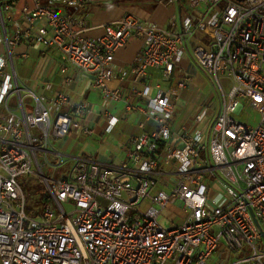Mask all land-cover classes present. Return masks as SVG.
I'll list each match as a JSON object with an SVG mask.
<instances>
[{
	"label": "built area",
	"instance_id": "obj_1",
	"mask_svg": "<svg viewBox=\"0 0 264 264\" xmlns=\"http://www.w3.org/2000/svg\"><path fill=\"white\" fill-rule=\"evenodd\" d=\"M106 1L0 0V44L8 50L0 54V264H264V104L256 128L234 118L250 94L264 100V0H161L215 13L184 15L175 29L126 13L106 25L103 36L86 37L83 12ZM17 17L22 28L11 26ZM198 33L208 43H195ZM134 38L142 42L139 56L118 70L116 54ZM22 39L60 53L63 88L49 105L33 91H25L27 101L19 87L11 50ZM188 53L216 82L222 102L208 125L198 110L193 129L185 128L182 145L175 146L171 123L191 82L176 71ZM153 70L167 88L151 79ZM69 71L91 75L104 101H122L155 122L153 131L134 138L120 165L81 156L65 176H56L68 161L53 141L88 110L87 102L72 104L65 92ZM116 77L133 84L132 97L144 100V108L122 87L110 88ZM65 105L69 112L62 111ZM107 118L112 130L117 118ZM140 127L145 130L144 123ZM44 167L53 174L46 176ZM25 176L39 177L47 191L34 216ZM216 181L225 191L221 205L212 203ZM178 201L185 219L163 225L162 213Z\"/></svg>",
	"mask_w": 264,
	"mask_h": 264
},
{
	"label": "crops",
	"instance_id": "obj_2",
	"mask_svg": "<svg viewBox=\"0 0 264 264\" xmlns=\"http://www.w3.org/2000/svg\"><path fill=\"white\" fill-rule=\"evenodd\" d=\"M28 5L32 6L33 4L29 1ZM22 6L23 4L18 6L19 10ZM61 11L71 12L67 8H61ZM211 12L214 14L215 9L207 12L205 6L202 5L192 9L188 2L172 5L156 0H108L93 4L85 9L83 13L86 19L83 33L86 37L99 38L103 36L106 25L116 23L126 13L134 14L142 20L158 26L175 29L181 27L184 15L192 13L194 16H201L206 14L209 18L212 15ZM11 26L22 28L23 24L19 22L17 17ZM2 37L4 38V35L0 32V39ZM199 42L206 44L208 38L203 33H198L195 43ZM5 46L4 42L0 44V54H8ZM141 49V40L132 39L126 48L116 54L115 67L119 70L131 66L138 58ZM11 51L14 60L12 67L17 74L20 89L24 90L23 92L31 91L24 89L21 82L26 88L37 86L38 93H35L44 99L46 105H49L50 101L63 88L64 75L61 71L62 60L59 51L56 48H48L34 39H22ZM68 74L66 77L69 78V82L65 92L69 95L71 103L87 102L88 110L83 117L75 120L66 136L53 141L54 148L66 158V162L68 161L62 176H65L74 159L81 156H91L102 164L120 165L126 160L127 151L133 148L134 138L144 131H153L155 122L147 120L145 113L140 109L136 111L127 110L126 104L122 101H104L100 93L93 90L94 78L91 75L80 74L75 71H69ZM184 74L191 77V82L177 99L176 112L171 123V142L175 146L182 145V133L185 128L191 129L193 117L199 109L185 96L188 92H196L197 85L205 81L204 73L200 71L189 53L186 54L176 71L177 76ZM160 77L158 71L153 70L151 72V79L155 83H160L162 88H167L169 84L161 80ZM109 86L112 89L122 87L129 97H132L135 91V87L130 81L122 82L119 77L109 82ZM132 98L140 107L146 106L140 97L134 96ZM62 111L69 112V106H63ZM108 114L117 118V123L112 130H108ZM214 115L215 113L209 111L204 118L203 125L210 124ZM141 123L145 124V130L141 129ZM86 129L93 130V133L88 134ZM211 192L213 204L221 205L225 202V191L220 182L216 181L212 185ZM176 203L181 205L179 201ZM176 203L170 206H174ZM170 206L162 213L160 222L163 225L181 224L185 219V211L181 210L183 215L178 214V212L176 215L168 214L167 210L173 209ZM214 258L216 260L218 255H215Z\"/></svg>",
	"mask_w": 264,
	"mask_h": 264
},
{
	"label": "rangeland",
	"instance_id": "obj_3",
	"mask_svg": "<svg viewBox=\"0 0 264 264\" xmlns=\"http://www.w3.org/2000/svg\"><path fill=\"white\" fill-rule=\"evenodd\" d=\"M213 14V12H211ZM199 68V67H198ZM202 73H204L203 77L205 78L204 83L198 84L196 87V92H188L185 98H187L191 103L197 105L199 107L198 110H201L202 115L205 117L209 111L216 113L219 111L222 98L220 91L218 90V86L216 82L201 68H199ZM224 84L229 91V82L224 81ZM21 86L24 89L31 90L33 92L38 93L37 86H29L26 88L23 83L21 82ZM26 92H23V96L26 97V100L29 101V98L26 95ZM14 102H12L13 105ZM264 104V100L261 97H258L254 94H250L249 98L243 99L241 101V108L234 114L235 120L238 122L247 125L251 128H256L260 125L262 115V107ZM50 162L52 160L50 159ZM53 163V162H52ZM45 171L46 176H51L52 170L48 167L43 168ZM37 175L40 176V172L35 168ZM65 167L62 168L57 174V177H61ZM21 182L23 185V189L26 194L27 198V206L29 207V213L33 215V211L41 210L42 206L45 204V199L47 196V191L45 190V185H42L40 182L39 177L35 176H25L21 178ZM169 191V190H167ZM56 207V206H55ZM173 209H168V214H174L178 212V214L183 215L184 213L181 212L182 206L179 203H176L174 206H170ZM70 208V207H68ZM250 251H247L246 254L242 253H234L232 255L231 261H235L238 259L245 258L246 256L250 255Z\"/></svg>",
	"mask_w": 264,
	"mask_h": 264
},
{
	"label": "water",
	"instance_id": "obj_4",
	"mask_svg": "<svg viewBox=\"0 0 264 264\" xmlns=\"http://www.w3.org/2000/svg\"><path fill=\"white\" fill-rule=\"evenodd\" d=\"M238 1H243V0H238ZM262 235H263V237H264V234H263V232H262Z\"/></svg>",
	"mask_w": 264,
	"mask_h": 264
},
{
	"label": "trees",
	"instance_id": "obj_5",
	"mask_svg": "<svg viewBox=\"0 0 264 264\" xmlns=\"http://www.w3.org/2000/svg\"><path fill=\"white\" fill-rule=\"evenodd\" d=\"M156 1H161V0H156Z\"/></svg>",
	"mask_w": 264,
	"mask_h": 264
}]
</instances>
